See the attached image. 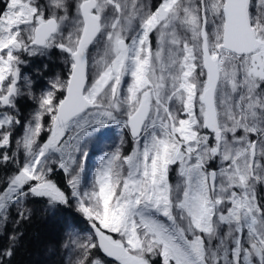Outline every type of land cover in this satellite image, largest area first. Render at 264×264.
<instances>
[{"label":"snow or ice","instance_id":"6c2138e0","mask_svg":"<svg viewBox=\"0 0 264 264\" xmlns=\"http://www.w3.org/2000/svg\"><path fill=\"white\" fill-rule=\"evenodd\" d=\"M0 166V264L39 199L66 264H264V0H0Z\"/></svg>","mask_w":264,"mask_h":264},{"label":"rangeland","instance_id":"374dc122","mask_svg":"<svg viewBox=\"0 0 264 264\" xmlns=\"http://www.w3.org/2000/svg\"><path fill=\"white\" fill-rule=\"evenodd\" d=\"M43 64H47V71L49 75L43 76V78H37V84L43 86L50 76L60 73L63 69L62 61L59 58V53L53 51L52 55L47 58H36L32 62V70L35 71L37 67ZM22 110L25 115L31 110V105L23 103L21 104ZM119 130H114L109 133L108 138L98 144L89 155L87 162V168L93 169L98 164L99 158L105 153L111 150L114 144L119 143ZM126 150V151H125ZM123 151L128 154L131 151L130 137L128 142L124 145ZM47 201H34L30 202L29 207L32 209L31 218L28 219V224H32L35 230L32 228L29 230L30 237L32 239L30 250L27 251V255L30 260L37 264H66L69 259V254L65 250V245L68 242V236L64 225L67 222H73L78 226V229H88L87 222L83 219L81 224L71 218L67 211L60 207H57L55 214L46 210ZM72 210H75L74 206H70ZM24 222V221H23ZM22 222V223H23ZM26 222V220H25ZM9 226H13L9 224ZM10 228V227H9ZM83 234H87L86 232ZM2 243V241H0Z\"/></svg>","mask_w":264,"mask_h":264},{"label":"trees","instance_id":"16d2710c","mask_svg":"<svg viewBox=\"0 0 264 264\" xmlns=\"http://www.w3.org/2000/svg\"><path fill=\"white\" fill-rule=\"evenodd\" d=\"M3 175H4V168L0 166V177H2ZM56 179L61 181L62 187H66V185L63 184L62 174H57ZM39 200L45 201L43 199H39ZM34 201H37V200H32L31 202H34ZM60 207L65 209L68 215L71 218H73L76 222H78L77 219H79V224H81L80 221L82 220V217L79 216V214L76 211L72 210L70 206L60 205ZM28 223L29 221L26 220V222L24 221L23 223L19 225L21 235L19 238V242L15 248L14 254L11 257V264H37L34 261L30 260L27 255V251L30 250V247L32 245L31 243L32 239L30 237L31 235L29 233V230H31L32 228L35 230L36 228L32 224L30 225ZM9 227L11 228V226Z\"/></svg>","mask_w":264,"mask_h":264}]
</instances>
